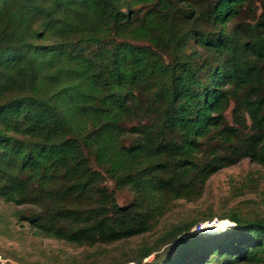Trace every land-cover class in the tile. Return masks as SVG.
Here are the masks:
<instances>
[{
	"label": "trees",
	"instance_id": "trees-1",
	"mask_svg": "<svg viewBox=\"0 0 264 264\" xmlns=\"http://www.w3.org/2000/svg\"><path fill=\"white\" fill-rule=\"evenodd\" d=\"M243 159L264 166V0H0V199L37 234L138 237ZM225 218L136 264H264V215Z\"/></svg>",
	"mask_w": 264,
	"mask_h": 264
},
{
	"label": "rangeland",
	"instance_id": "rangeland-1",
	"mask_svg": "<svg viewBox=\"0 0 264 264\" xmlns=\"http://www.w3.org/2000/svg\"><path fill=\"white\" fill-rule=\"evenodd\" d=\"M231 109L227 111L230 122ZM130 199L128 190L117 194L119 203ZM16 210L0 199L1 264H136L146 248L156 249L143 259L148 262L156 254L165 255V237L183 223L195 224L192 231L204 236L225 230L224 220L231 212L246 217L264 215V166L243 159L221 170L208 180L201 197L171 202L149 232L112 244L78 246L41 236L15 216Z\"/></svg>",
	"mask_w": 264,
	"mask_h": 264
}]
</instances>
